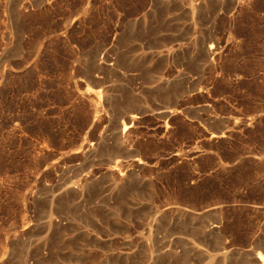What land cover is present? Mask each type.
<instances>
[{
	"label": "rangeland",
	"instance_id": "1",
	"mask_svg": "<svg viewBox=\"0 0 264 264\" xmlns=\"http://www.w3.org/2000/svg\"><path fill=\"white\" fill-rule=\"evenodd\" d=\"M260 254L264 0H0V264Z\"/></svg>",
	"mask_w": 264,
	"mask_h": 264
},
{
	"label": "bare ground",
	"instance_id": "2",
	"mask_svg": "<svg viewBox=\"0 0 264 264\" xmlns=\"http://www.w3.org/2000/svg\"><path fill=\"white\" fill-rule=\"evenodd\" d=\"M212 49H214L213 47H210L209 48V52H207V57H209V56H213V50ZM124 129L125 128H123L122 129V133H124ZM117 163V162H116ZM115 165V164H114ZM120 165V164H119ZM116 166V165H115ZM215 228H217V227H215ZM258 264H264V255H262L261 256V254H260V256L258 257Z\"/></svg>",
	"mask_w": 264,
	"mask_h": 264
}]
</instances>
